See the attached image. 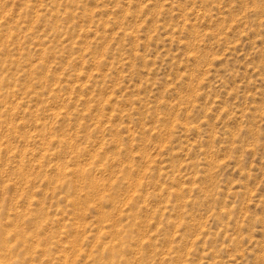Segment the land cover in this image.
<instances>
[{"label":"rangeland","instance_id":"1","mask_svg":"<svg viewBox=\"0 0 264 264\" xmlns=\"http://www.w3.org/2000/svg\"><path fill=\"white\" fill-rule=\"evenodd\" d=\"M0 264H264V0H0Z\"/></svg>","mask_w":264,"mask_h":264}]
</instances>
